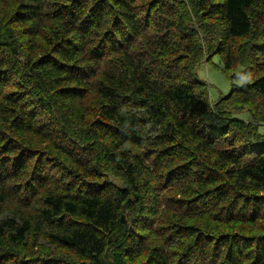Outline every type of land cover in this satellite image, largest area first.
<instances>
[{
    "label": "trees",
    "instance_id": "obj_1",
    "mask_svg": "<svg viewBox=\"0 0 264 264\" xmlns=\"http://www.w3.org/2000/svg\"><path fill=\"white\" fill-rule=\"evenodd\" d=\"M195 18L219 25L212 33L227 72L243 59L255 66L254 77L224 100L248 92L264 98L261 0H192L190 13L168 0H0V264H111L106 256L121 239L124 264H171L153 229L162 193L180 184L196 185L199 197L182 217L224 204L223 223L261 219L260 200L245 192L264 190V149L209 103L195 75L206 55L190 25ZM250 38L246 56L228 45ZM91 94L98 101L87 110ZM100 139L108 167L81 145ZM197 155L213 156L226 178ZM12 203L38 204L52 244L73 259L10 253L32 249L34 229L30 215H2ZM166 224L176 238L193 240L180 264L218 263L226 249L227 264H264L263 240L245 245ZM147 244L149 257L137 263Z\"/></svg>",
    "mask_w": 264,
    "mask_h": 264
},
{
    "label": "rangeland",
    "instance_id": "obj_2",
    "mask_svg": "<svg viewBox=\"0 0 264 264\" xmlns=\"http://www.w3.org/2000/svg\"><path fill=\"white\" fill-rule=\"evenodd\" d=\"M168 1L173 4H179V7L184 11H187L188 13L192 11V0ZM261 1L264 3V0ZM211 23L212 22H207L205 24L199 18H195L190 21V25L196 27L195 30L197 31V35L200 37L201 41H203L204 46H206L205 58L202 60L201 65L196 68L195 75L197 79L202 84H204L202 89L207 93L209 103L211 104L212 108L220 110L221 113L226 115L227 118L235 120V124H237L235 133L238 134L241 130H243L245 134H248L250 141L254 143L255 146L264 149V98L248 92L235 95L228 101L224 100L230 96L233 89L238 87L243 88L247 81L254 77L256 71L255 66L251 63V61L243 59L244 61L234 70H230L227 72L225 70V66L222 62L221 56L217 55V52L220 50V41L219 39H217V37L213 36L212 33V25H219L216 22H213L212 24ZM250 41H252L251 38L236 42H228V45L230 46V48L234 47L237 53H243V55L246 56V54L248 55L249 53H251L249 44ZM240 98L244 99H242V101L249 102H241ZM96 101H98V97L95 94H91L90 97L85 101L86 109L92 110L93 107H95ZM87 117L91 118L90 115H88ZM98 142V144L96 142H87L82 143L81 145H84V148L96 151L98 153L97 156L100 157L102 164L104 166H110L107 160L109 155L108 145L106 141L102 139L98 140ZM227 145L228 143L226 144V146ZM230 148L231 147H229L228 149ZM212 149L214 151L219 148L212 147ZM197 156L199 157V159H201V163L204 166H208L211 169L215 170L219 178H226L225 171L215 163L216 159L213 156ZM103 173L108 174L110 179L121 183L114 170L110 171L104 168ZM196 187L197 186L194 184L191 185V190H189L187 184H180L176 187H170L171 189L164 191L160 198L163 207L161 208L162 210L157 217L159 223L156 227L158 228H156L157 230L155 228L153 229V231H155L154 233H156L157 235L153 236V239L160 241L164 240L165 238V244L167 243L165 247L166 251L168 250L170 253L171 264H180L181 261L182 263H184V261L180 259L181 257L179 255H182L183 249L185 247H188L189 245L193 246V240L190 237L187 238V236L181 239L176 238V234L172 232L169 233L170 230H167L168 226L166 223H169L170 227L172 223L174 225V223L179 222L182 227H185L187 229L188 227H194L201 232H207L211 235L222 234L225 236H236L237 241L242 244L244 243L245 245L253 244L258 240H263L264 243V190L261 192H245L256 196L261 201L258 202L261 209V219L258 220L256 224L237 223L234 225H228L222 222L226 219L225 216L227 215L226 211L228 209L224 204L220 205L216 210L208 209L207 205H205L203 206V209L208 210L200 216H193L192 218L182 217V215H186L185 212H187L190 206H192L194 210L196 209L195 203L198 201L196 199H198L199 197L192 196V191ZM188 201H191L192 204H187ZM192 207L190 209H193ZM38 209H40L38 204H35V207L23 210L16 204L12 203L10 206L2 210V215L7 217L11 216L17 218L20 217V215L29 217L30 215L32 219V226L34 228L33 234L29 239L28 246V248L32 249H15L13 250V252L10 249L9 252L13 253L14 255H18L17 258L20 257L24 261H28V256L26 255V253L28 252L32 254L34 258H41L43 255H50L51 257H69L70 259H73V256L71 257V255L67 251L52 244L51 240L49 239V234L51 233L52 229L46 224L42 223V220L38 216ZM219 215L222 218V221H219ZM179 224L177 225L180 226ZM36 227H38L39 229L35 230ZM142 236L146 239L148 235ZM121 240L123 241L118 247L119 251H113L108 254V256H106V260L109 262L111 261V264H113L112 261H115L114 264H124V262L126 261V256H124V254L128 253L127 244H125L124 239ZM234 242L236 241L233 240V243ZM149 245L147 244L144 246V255L138 260L137 263H144L147 260L152 244L150 246ZM228 252V249H226L221 253V257L219 258L218 263H213L211 260L209 264H227ZM208 254H211V258H213L214 248H212L211 252L209 250ZM11 261H13V259H11ZM7 264L11 263L9 262ZM186 264L199 263L190 262ZM245 264L248 263L246 262Z\"/></svg>",
    "mask_w": 264,
    "mask_h": 264
}]
</instances>
